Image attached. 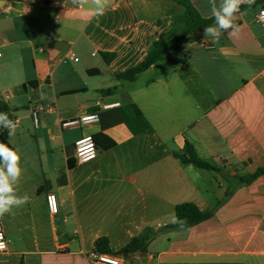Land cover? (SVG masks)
I'll list each match as a JSON object with an SVG mask.
<instances>
[{
  "label": "crops",
  "instance_id": "1",
  "mask_svg": "<svg viewBox=\"0 0 264 264\" xmlns=\"http://www.w3.org/2000/svg\"><path fill=\"white\" fill-rule=\"evenodd\" d=\"M32 1L23 13L21 3L0 0V101L17 121L16 132L27 128V118L14 113L19 105H26L29 115L34 102L51 104L54 111L40 117L35 147L24 146L26 155L20 153L24 171L16 195L28 199L0 217L7 241L0 264L18 257L20 264L24 258L30 264H91L99 253L96 239L105 237L116 251L144 234L149 237L145 252L118 255L121 264H264V174L241 181L264 169V27L255 22L264 0L241 5L236 34L223 33L212 48L200 41L212 38L205 37L204 28L215 21L189 35L181 42L186 65L175 72L168 65L150 83L135 88L113 73L144 58L152 42L184 12L181 4L106 0L100 14L92 0H59L60 10L50 8L48 0ZM189 2L202 17H214L209 0ZM18 49L34 53V72L37 59L50 63L49 77L35 80L22 65H5L15 58L3 52L12 55ZM102 53L112 55L109 63ZM96 55L100 63L89 61ZM64 56L77 59H69L71 68L61 67ZM72 90L80 91L67 93ZM128 103L148 123L138 134L118 119L117 107ZM86 111L97 112L100 120L59 129L60 121ZM99 132L114 146L103 140L96 145L95 159L76 163L73 142ZM44 134L49 157L57 161L52 169L49 157L46 168L40 165L38 142L45 144ZM16 136L8 134L10 145L22 142L24 135ZM184 143L214 169L181 163L174 154L183 151ZM49 192L58 202L54 216L46 204ZM180 203L215 212L186 230L165 228Z\"/></svg>",
  "mask_w": 264,
  "mask_h": 264
},
{
  "label": "trees",
  "instance_id": "2",
  "mask_svg": "<svg viewBox=\"0 0 264 264\" xmlns=\"http://www.w3.org/2000/svg\"><path fill=\"white\" fill-rule=\"evenodd\" d=\"M173 1L178 4H181L185 9L184 12L181 15L175 17L174 24L168 31H166L161 37L152 42L144 58L137 65L128 68L124 71L113 73V78L118 81L134 82L139 74L145 72L151 65L155 64L156 62L161 61L167 53L177 51L178 45L183 40H185V38L215 21L214 17H202L199 12L193 7V5L189 2V0ZM101 57L103 58L105 63H109L112 58V55L102 53ZM182 64L186 65V60H184ZM79 91L80 90H72L67 93H75ZM0 113H6L8 115V118L11 119L9 107L3 101H0ZM117 114L119 121L129 129L131 134H138L148 128V123L144 119L139 108L134 103H128L119 108L117 107ZM8 134L9 131H4L0 128V143H4L8 147L14 148L8 142ZM91 138L93 139L95 145L102 143L103 140L107 141L106 146L108 147L114 146L115 144L113 140H111L109 137H107L101 132L95 135H91ZM174 156L183 164H191L197 168L205 170L214 169V167L211 166L209 163L200 159L194 153V150L188 143H184L183 151L181 153H175ZM261 174H264V169L257 171L253 175L241 178V181L247 183ZM214 212L215 209L200 210L197 206L192 203H180L174 207L173 223L167 225L165 228L186 230L204 220H207L214 214ZM144 235L132 238L125 246L116 251L111 250L107 246V239L105 237H100L95 240L94 248L96 252L111 254L115 256L136 252L144 253L149 240V237Z\"/></svg>",
  "mask_w": 264,
  "mask_h": 264
},
{
  "label": "clouds",
  "instance_id": "3",
  "mask_svg": "<svg viewBox=\"0 0 264 264\" xmlns=\"http://www.w3.org/2000/svg\"><path fill=\"white\" fill-rule=\"evenodd\" d=\"M73 2L80 4L87 0H73ZM92 2L96 5V11L102 14L106 0H92ZM245 3L251 6L254 0H220L219 4L217 0H209L215 24L204 28L205 37L211 36L214 42H218L225 32L235 35L237 31L235 19L240 12L241 5ZM0 126L9 130V136L14 135L16 125L6 113H0ZM23 171L20 164V150L0 143V217L9 213L14 206L20 207L27 202V196L16 195V188Z\"/></svg>",
  "mask_w": 264,
  "mask_h": 264
},
{
  "label": "built area",
  "instance_id": "4",
  "mask_svg": "<svg viewBox=\"0 0 264 264\" xmlns=\"http://www.w3.org/2000/svg\"><path fill=\"white\" fill-rule=\"evenodd\" d=\"M19 2L22 5L23 13H28L31 6L34 5V1L32 0H8ZM48 6L54 10H60L63 7V3L59 0H48ZM55 18V17H54ZM255 22L264 27V7L261 8L255 18ZM200 44L204 48H212L214 44L213 38L209 39H202ZM42 52V50H41ZM76 61L75 57H68L64 56L60 59V62H66L69 59ZM54 111V107L51 104H43L41 102H34L30 106V119L32 124L37 127L39 124L40 117L46 113H50ZM14 122L16 127L18 123L14 119H10ZM99 121V115L97 112L93 111H86L84 114L68 118L59 122V129L60 130H67L71 128H77L82 126H88L93 123H97ZM15 127V128H16ZM1 130L9 131L7 128L0 126ZM97 154L96 145L91 138V136L86 135L76 139L73 142V155L76 160V163L83 164L92 161L95 159ZM242 167V165H240ZM46 204L48 208V212L51 216H54L58 213V202L56 196L49 192L46 195ZM64 217H69L68 213H63ZM62 247H68V244L63 245ZM7 250V241L4 237L1 223H0V254L4 253ZM91 264H121L120 259L118 256L106 254V253H95L93 255V259L91 260Z\"/></svg>",
  "mask_w": 264,
  "mask_h": 264
},
{
  "label": "rangeland",
  "instance_id": "5",
  "mask_svg": "<svg viewBox=\"0 0 264 264\" xmlns=\"http://www.w3.org/2000/svg\"><path fill=\"white\" fill-rule=\"evenodd\" d=\"M183 44H179L178 45V50L175 52H170L167 54V56L165 55V57L163 58V60H161L158 64H156L157 66H155V68H153L150 72H146L144 74H140L137 77V82H122L124 83L125 86L127 87H131V88H135L138 85H144L146 83H150L154 78H156L157 74L160 72V70H164V68H166L168 65L169 67L173 70V72H175L176 70H178V66L180 64L183 63V61L185 60V56L183 54V52L181 51V47H183ZM1 52V50H0ZM2 53V52H1ZM12 55H10L9 53H7L6 51L3 52V56H12V58L15 59H11L8 60L6 62L5 65L9 66L10 64H18V65H22L24 68H26L30 74V76L35 80L36 78H38L39 81H44L45 78L49 77L48 73H50L52 71V65L50 63H47L43 60L37 59L36 60V64H37V72L33 71L34 68V61L32 59V54L34 53H28L25 54L24 51H22L21 49H18L17 52H12ZM39 55H42L43 53H37ZM19 56V57H18ZM75 57H77L78 60H81V57L79 55H77L76 53L74 54ZM73 56V57H74ZM18 57V58H16ZM61 59V58H60ZM72 61V59H71ZM71 61H66L64 63H61V67L64 68H71L72 67V62ZM89 61H91L92 63H100L101 58L99 55H96L94 58H90ZM4 65V68L6 69V66ZM5 73L3 72V81H6V78L4 77ZM13 93V92H12ZM23 102V101H21ZM22 104V103H21ZM20 111V113L27 118V128L22 129L20 127V132H16V134L14 133V135H12V137L16 136L18 134V140H19V136L21 138L22 135L23 136V140L22 142H18V141H12L13 142V146L14 148H18L20 150L21 154L26 155V150L25 148H23L24 146L26 148H31V147H35L34 144V133H35V129L36 127L32 124V121L30 119V115L28 110L26 109V105L22 106L19 105L18 109L14 112L15 114L18 113ZM17 139V136H16ZM44 139H45V144L43 141H39L38 144H40V146H42V150L43 153L40 154V165L44 168H46V164L48 161V157L49 154H51V150L48 148V142H47V135L44 134ZM171 146L173 147V142L171 141ZM45 151H47L48 153H46ZM49 164H50V169L54 168V166H56V160H53L52 157H49ZM34 163L36 164V168L40 169V165L38 163V161L34 160ZM21 257L16 258L12 264H20L21 262ZM22 264H30L29 261H26V258H24V261ZM127 264H131L130 262H127Z\"/></svg>",
  "mask_w": 264,
  "mask_h": 264
}]
</instances>
